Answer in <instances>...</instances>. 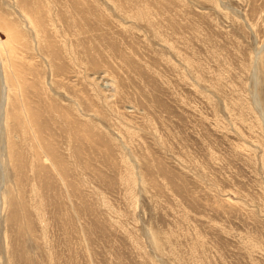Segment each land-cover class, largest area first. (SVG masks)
I'll return each instance as SVG.
<instances>
[{"label": "rangeland", "instance_id": "374dc122", "mask_svg": "<svg viewBox=\"0 0 264 264\" xmlns=\"http://www.w3.org/2000/svg\"><path fill=\"white\" fill-rule=\"evenodd\" d=\"M0 264H264V0H0Z\"/></svg>", "mask_w": 264, "mask_h": 264}]
</instances>
